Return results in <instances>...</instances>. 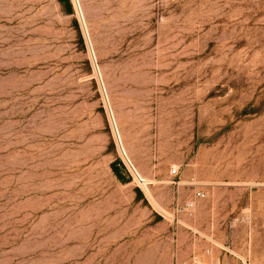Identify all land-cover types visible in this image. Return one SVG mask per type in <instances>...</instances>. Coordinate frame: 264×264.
I'll return each instance as SVG.
<instances>
[{"label":"rangeland","instance_id":"1","mask_svg":"<svg viewBox=\"0 0 264 264\" xmlns=\"http://www.w3.org/2000/svg\"><path fill=\"white\" fill-rule=\"evenodd\" d=\"M70 1L0 0V264H264V0Z\"/></svg>","mask_w":264,"mask_h":264},{"label":"built area","instance_id":"2","mask_svg":"<svg viewBox=\"0 0 264 264\" xmlns=\"http://www.w3.org/2000/svg\"><path fill=\"white\" fill-rule=\"evenodd\" d=\"M171 1H176V0H171ZM128 165H129V164H128ZM172 171H173V173H174L175 175H177L179 169H178V168H173ZM202 196H204V193H203V192H201V191H197V192H196V197H202ZM194 210H195V201L192 200V199L189 200V201H187V202L185 203V205H183V206L177 205V207H176V211H177V212L183 211L184 213H187V214H189V215H192L193 212H194Z\"/></svg>","mask_w":264,"mask_h":264},{"label":"trees","instance_id":"3","mask_svg":"<svg viewBox=\"0 0 264 264\" xmlns=\"http://www.w3.org/2000/svg\"><path fill=\"white\" fill-rule=\"evenodd\" d=\"M62 5L68 7L71 9V1L70 0H58ZM119 164L120 162L118 161H115L111 164V167L114 171V173L120 178L122 179L121 177V173H120V168H119Z\"/></svg>","mask_w":264,"mask_h":264},{"label":"crops","instance_id":"4","mask_svg":"<svg viewBox=\"0 0 264 264\" xmlns=\"http://www.w3.org/2000/svg\"><path fill=\"white\" fill-rule=\"evenodd\" d=\"M192 254L190 253V255L189 256H191ZM194 255H196L197 256V254H194ZM195 256V257H196ZM198 256H201L200 257V259H199V261H203L204 262V264H213V263H211V262H213V261H210V259L206 256V255H202V254H199ZM202 256H205V258H203ZM207 258V259H206ZM194 259L195 258H192V260L194 261ZM190 261V262H193V261ZM188 262L187 261H185V264H187ZM191 264H196V262L194 261V263H191Z\"/></svg>","mask_w":264,"mask_h":264},{"label":"bare ground","instance_id":"5","mask_svg":"<svg viewBox=\"0 0 264 264\" xmlns=\"http://www.w3.org/2000/svg\"><path fill=\"white\" fill-rule=\"evenodd\" d=\"M9 69V68H8ZM13 69H14V67H13ZM5 70V69H4Z\"/></svg>","mask_w":264,"mask_h":264}]
</instances>
